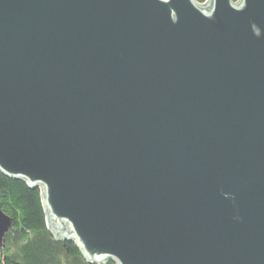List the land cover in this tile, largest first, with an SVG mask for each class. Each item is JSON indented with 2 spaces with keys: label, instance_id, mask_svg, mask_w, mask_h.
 Segmentation results:
<instances>
[{
  "label": "water",
  "instance_id": "95a60500",
  "mask_svg": "<svg viewBox=\"0 0 264 264\" xmlns=\"http://www.w3.org/2000/svg\"><path fill=\"white\" fill-rule=\"evenodd\" d=\"M0 170L90 263L264 264V0H0Z\"/></svg>",
  "mask_w": 264,
  "mask_h": 264
},
{
  "label": "trees",
  "instance_id": "16d2710c",
  "mask_svg": "<svg viewBox=\"0 0 264 264\" xmlns=\"http://www.w3.org/2000/svg\"><path fill=\"white\" fill-rule=\"evenodd\" d=\"M196 1L204 5L209 0ZM0 206L12 219L0 245V264H94L74 241L58 240L49 229L41 188L0 170Z\"/></svg>",
  "mask_w": 264,
  "mask_h": 264
},
{
  "label": "rangeland",
  "instance_id": "374dc122",
  "mask_svg": "<svg viewBox=\"0 0 264 264\" xmlns=\"http://www.w3.org/2000/svg\"><path fill=\"white\" fill-rule=\"evenodd\" d=\"M238 0H235V3L237 2Z\"/></svg>",
  "mask_w": 264,
  "mask_h": 264
}]
</instances>
